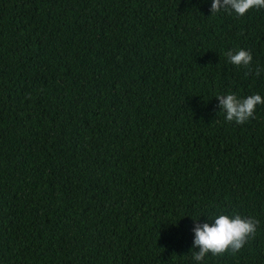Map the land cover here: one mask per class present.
I'll return each mask as SVG.
<instances>
[{
    "label": "trees",
    "instance_id": "trees-1",
    "mask_svg": "<svg viewBox=\"0 0 264 264\" xmlns=\"http://www.w3.org/2000/svg\"><path fill=\"white\" fill-rule=\"evenodd\" d=\"M212 2L0 0V264H197L220 214L257 234L200 264H264V105L216 99L264 97V9Z\"/></svg>",
    "mask_w": 264,
    "mask_h": 264
},
{
    "label": "clouds",
    "instance_id": "clouds-1",
    "mask_svg": "<svg viewBox=\"0 0 264 264\" xmlns=\"http://www.w3.org/2000/svg\"><path fill=\"white\" fill-rule=\"evenodd\" d=\"M264 9V0H213L210 8L212 15L222 10L228 14H235L242 18L250 11ZM211 15V16H212ZM229 63L236 67L248 69L245 75L252 74L250 67L253 56L250 51L239 49L225 53ZM262 69L257 67L255 75L259 76ZM218 107L225 114L228 122L243 125L255 118L258 105H264V97L253 94L247 98H238L235 94L218 95ZM195 221L193 248L198 249L193 259L200 264L205 257H222L227 253L236 254L254 239L257 234L259 221L252 217H242L239 214H220L212 222L199 223Z\"/></svg>",
    "mask_w": 264,
    "mask_h": 264
}]
</instances>
